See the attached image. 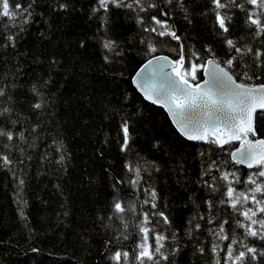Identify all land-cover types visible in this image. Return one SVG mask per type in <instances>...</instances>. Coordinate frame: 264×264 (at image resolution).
Returning <instances> with one entry per match:
<instances>
[{
	"label": "snow or ice",
	"instance_id": "6c2138e0",
	"mask_svg": "<svg viewBox=\"0 0 264 264\" xmlns=\"http://www.w3.org/2000/svg\"><path fill=\"white\" fill-rule=\"evenodd\" d=\"M80 3L0 0V18L19 25L3 36V47L14 52L25 26L37 22V15L51 29L53 19L80 10ZM114 9L124 11L137 25L138 40L133 39L131 46L142 55L143 63L130 76L131 84L145 101L166 111L176 133L186 141L203 143L191 145L196 164L189 167L183 154L158 136L150 140L153 159L137 153L131 162L127 157L134 143L135 111L125 113L122 106L109 109L114 113V136L104 143L114 141L124 160L115 176L105 169L112 198L97 210L96 220L105 229L97 264H176L185 237L194 252L210 257V264H264V82H252L264 81V0H204L191 9L214 17L218 26L214 28L217 39L205 43L201 51L186 49L184 38L170 23L177 11L192 22L188 0H89V17L99 23L96 39L102 62L111 77L123 79L126 45L109 35ZM237 19L246 33L239 39L232 35ZM46 35L47 30L40 33L42 39ZM172 42L176 58L156 54ZM80 45L84 47L85 41ZM36 62L47 69V75L37 73L29 85L23 100L29 116L18 111L17 96L23 95L18 89L23 85L0 83V170L12 178L13 203L25 226L27 202L22 193L27 169L36 157L30 150L37 149L38 142L43 144L39 167L46 166L49 171H62L68 160L63 138L58 131L49 135V128L50 109L55 107L52 101L60 91L52 88L57 82L63 87L67 82L64 77L70 74L60 71L58 50L43 60L37 56ZM54 77H60L59 81ZM121 99L127 101L128 96L121 93ZM98 155L103 159L105 153L101 149ZM169 165L168 174L176 175L178 184L183 178L195 185L188 197L191 214L186 224L179 226L182 234H178L169 205L160 203L155 184ZM241 165L246 166V173L238 167ZM190 173L195 180L190 179ZM55 187L59 191V185ZM129 190L131 199L126 200L121 193ZM6 244L8 240H0V245ZM28 250L40 251L36 247Z\"/></svg>",
	"mask_w": 264,
	"mask_h": 264
},
{
	"label": "trees",
	"instance_id": "16d2710c",
	"mask_svg": "<svg viewBox=\"0 0 264 264\" xmlns=\"http://www.w3.org/2000/svg\"><path fill=\"white\" fill-rule=\"evenodd\" d=\"M203 3L204 0H188L191 23L179 11L170 21L184 38L186 49L194 47L201 51L205 43L211 44L217 39L214 28L218 26L214 17L201 16L199 10L191 12ZM78 7L80 10L76 12L53 19L51 29L40 22L37 15V22L25 26L26 31L20 35L14 52L3 47V36L15 31L19 25L0 18V83L12 81L23 85L18 89L23 95L17 96L18 111L22 116L30 115L23 100L33 78L37 73L47 75V69L36 62L37 56L43 60L51 51L58 50L62 59L60 71L70 74L64 77L67 82L63 87L57 82L52 88L53 92L57 88L60 91L52 101L55 107L50 109L53 117L49 128V135L58 131L63 138L68 160L62 171H49L46 166L39 167L38 153L43 150V144L38 142V148L30 150L36 153V157L27 169L28 179L22 193L27 202L24 207L27 226L21 221L17 205L13 203L12 178L0 170V240H8V244L0 245V264H97L98 252L105 238V229L96 220L97 210L112 198L111 181L105 169L115 176L121 171L124 160L114 141L104 143L114 136V113L109 109L122 106L125 113L135 111L132 121L134 143L127 157L131 162H135L137 153L153 159L150 140L158 136L172 144L175 152L182 153L187 160L185 166L189 167L196 164L195 149L191 145L199 147V143H203L186 141L176 133L166 112L145 101L131 84L130 76L143 63L142 55L131 46L133 39L138 40L135 20L129 19L124 11L115 9L109 17V35L124 43L127 50L122 61L125 75L118 79L111 77L102 62V50L96 39L99 23L89 17V0H81ZM243 27L241 19H237L232 35L237 39L245 37ZM45 30L47 35L42 39L40 33ZM81 40L85 41L84 47L80 45ZM248 42H252L250 38ZM215 46L220 45L217 43ZM173 47L175 42L156 54L165 53L176 58L171 51ZM54 79L59 81L60 77ZM121 93L128 96L127 101L121 99ZM101 149L105 153L103 159L98 155ZM13 155L18 156V153ZM238 167L247 172L246 166ZM169 169L170 165L165 167L155 184L160 203L169 205L178 234H182L183 228L179 226L186 224L191 214L192 204L188 197L195 191V185L183 178L178 184V177L169 175ZM190 179L195 180L191 173ZM57 184L59 191L55 187ZM131 191L121 195L129 200ZM186 240L185 237L181 241L184 249L176 264H210V257L194 252ZM29 247L40 251L32 253Z\"/></svg>",
	"mask_w": 264,
	"mask_h": 264
},
{
	"label": "water",
	"instance_id": "95a60500",
	"mask_svg": "<svg viewBox=\"0 0 264 264\" xmlns=\"http://www.w3.org/2000/svg\"><path fill=\"white\" fill-rule=\"evenodd\" d=\"M159 54H161V53H159ZM159 54H157V55H159ZM162 54H164V55H168V54H165V53H162ZM169 56V55H168ZM170 58H173V57H171L170 56ZM140 69V67L137 69V70H139ZM135 74V73H134ZM203 74V73H202ZM135 87V86H134ZM149 102V101H148ZM151 103V102H150ZM156 106H158V107H161L160 105H156ZM162 108V107H161ZM163 109V108H162ZM164 110V109H163ZM165 111V110H164ZM166 112V111H165ZM167 114V113H166ZM237 146H238V144H237Z\"/></svg>",
	"mask_w": 264,
	"mask_h": 264
},
{
	"label": "flooded vegetation",
	"instance_id": "af4514ba",
	"mask_svg": "<svg viewBox=\"0 0 264 264\" xmlns=\"http://www.w3.org/2000/svg\"><path fill=\"white\" fill-rule=\"evenodd\" d=\"M199 78H201V79L203 78V74H202V72H201V77H199Z\"/></svg>",
	"mask_w": 264,
	"mask_h": 264
},
{
	"label": "rangeland",
	"instance_id": "374dc122",
	"mask_svg": "<svg viewBox=\"0 0 264 264\" xmlns=\"http://www.w3.org/2000/svg\"><path fill=\"white\" fill-rule=\"evenodd\" d=\"M252 82H254V83H259V82H256V81H252ZM261 82H264V81H261Z\"/></svg>",
	"mask_w": 264,
	"mask_h": 264
}]
</instances>
